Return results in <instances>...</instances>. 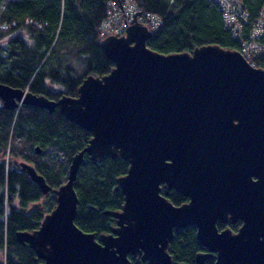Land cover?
Masks as SVG:
<instances>
[{
    "label": "water",
    "instance_id": "water-1",
    "mask_svg": "<svg viewBox=\"0 0 264 264\" xmlns=\"http://www.w3.org/2000/svg\"><path fill=\"white\" fill-rule=\"evenodd\" d=\"M135 13L124 34L100 39L112 67L86 75L75 96L54 100L0 82L5 108L57 107L91 133L72 155L65 182L52 189L54 207L37 228L17 231V241L40 264H130L129 255L171 264L166 248L173 230L194 225L208 251L196 254L197 263L215 251L214 264H264V67L216 44L155 51L146 45L152 31ZM84 154L128 161L116 178L123 203L103 211L114 224L99 235L74 223L73 183ZM19 165L42 193L49 190L32 165ZM162 186L189 200L173 205ZM228 213L242 224L235 233L217 232L215 220Z\"/></svg>",
    "mask_w": 264,
    "mask_h": 264
},
{
    "label": "trees",
    "instance_id": "trees-1",
    "mask_svg": "<svg viewBox=\"0 0 264 264\" xmlns=\"http://www.w3.org/2000/svg\"><path fill=\"white\" fill-rule=\"evenodd\" d=\"M110 1L123 2L0 0V82L56 100L61 95L75 96L86 75L107 73L112 62L100 47L98 30ZM133 1L162 19L146 40L155 51H191L205 44L240 50L239 38L225 26L212 0ZM242 3L253 19L264 0ZM258 41L264 47V31ZM248 61L264 67V50L249 56ZM90 136V131L66 119L57 107L49 111L20 104L8 109L0 104V264L42 262L32 248L17 241L15 233L37 228L54 207L52 189L65 182L72 155ZM21 161L44 177L49 185L46 193L22 169ZM127 167L128 161L120 156L91 160L83 155L73 183L78 199L74 223L80 229L96 235L109 231L114 217L103 211L120 209L123 195L116 178ZM171 198L176 203L182 200L177 193ZM199 248L191 227L175 232L168 245L174 262L188 264H197L194 254ZM201 264H212V260Z\"/></svg>",
    "mask_w": 264,
    "mask_h": 264
},
{
    "label": "built area",
    "instance_id": "built-area-1",
    "mask_svg": "<svg viewBox=\"0 0 264 264\" xmlns=\"http://www.w3.org/2000/svg\"><path fill=\"white\" fill-rule=\"evenodd\" d=\"M212 1L218 5L225 26L231 30L234 36L239 38L240 51L246 59L252 54L264 50V47L258 41L264 31V3L259 9L258 16L253 20L250 18V14L243 5L242 0ZM134 13L136 21L146 25L150 30L162 23V19L156 13L140 9L133 0H123L120 3L110 1L106 17L99 26V36L102 38L109 34H124ZM125 16L126 21H124Z\"/></svg>",
    "mask_w": 264,
    "mask_h": 264
},
{
    "label": "flooded vegetation",
    "instance_id": "flooded-vegetation-1",
    "mask_svg": "<svg viewBox=\"0 0 264 264\" xmlns=\"http://www.w3.org/2000/svg\"><path fill=\"white\" fill-rule=\"evenodd\" d=\"M252 179H255V177L252 176ZM165 190H166V194H165ZM160 193L163 194V195H164V196H165V197H166V198H167V199H168L173 205H180V204L185 203V202H187V201L189 200V198H188L186 195H184V194L178 192V191H177L176 189H174V188H169V189H167V188H165L164 186H162V187H161V191H160ZM172 193H177V194H179V195L182 197V200H181L180 202H178V203H176L175 201H173L172 198H171ZM241 224H242V220H241V219L237 218V219L233 220L232 217H231V215L228 213L224 219H216V220H215V223H214V226H215L217 232H220L221 230H224V229H228L230 232L235 233V232H237V230H238V228L240 227ZM187 227H191V228L194 230V237H195V239H196V241L198 242L199 247H200V248L195 252V254H194V261H195V263H197L196 260H195L196 254H197V253H204V252H208V251H207V249H206V248H205V247L199 242V240L197 239V235H196V234H197V228H196V226H194V225H187V226L182 227V228L185 229V228H187ZM182 228H179V229H177V230H173V235H172V238H171L170 241H172V239H173V237H174V235H175V232H177L178 230H180V229H182ZM170 241H169V243H170ZM169 243H168V245H169ZM166 250H167V252H168V253L170 254V256H171V264H179V263H185V264H188V263L185 262V261H176V262H174V261H173V258H172V255H171L170 251L168 250V246H167ZM213 254H214V255H213L212 257H208V258H206V259H211V260H212V264H214V259H215L216 252L214 251ZM130 257H131V258H130ZM130 257H129V258H130V260H131V263H132V261H134L136 264H138V263H145V264H148L146 261L141 260L140 257H138V256H137V257H132V256H130ZM206 259H204L203 262H204ZM203 262H202V263H203ZM197 264H201V263H197Z\"/></svg>",
    "mask_w": 264,
    "mask_h": 264
},
{
    "label": "bare ground",
    "instance_id": "bare-ground-1",
    "mask_svg": "<svg viewBox=\"0 0 264 264\" xmlns=\"http://www.w3.org/2000/svg\"><path fill=\"white\" fill-rule=\"evenodd\" d=\"M238 51H240V50H238ZM241 52V51H240Z\"/></svg>",
    "mask_w": 264,
    "mask_h": 264
},
{
    "label": "rangeland",
    "instance_id": "rangeland-1",
    "mask_svg": "<svg viewBox=\"0 0 264 264\" xmlns=\"http://www.w3.org/2000/svg\"><path fill=\"white\" fill-rule=\"evenodd\" d=\"M0 102H1V100H0ZM2 103V102H1Z\"/></svg>",
    "mask_w": 264,
    "mask_h": 264
}]
</instances>
